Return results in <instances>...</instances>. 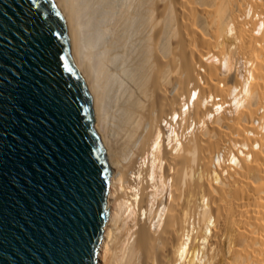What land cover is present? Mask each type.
Wrapping results in <instances>:
<instances>
[{
  "label": "bare ground",
  "instance_id": "obj_1",
  "mask_svg": "<svg viewBox=\"0 0 264 264\" xmlns=\"http://www.w3.org/2000/svg\"><path fill=\"white\" fill-rule=\"evenodd\" d=\"M109 154L99 264H264V0H54Z\"/></svg>",
  "mask_w": 264,
  "mask_h": 264
},
{
  "label": "water",
  "instance_id": "obj_2",
  "mask_svg": "<svg viewBox=\"0 0 264 264\" xmlns=\"http://www.w3.org/2000/svg\"><path fill=\"white\" fill-rule=\"evenodd\" d=\"M112 165L54 0H0V264H99Z\"/></svg>",
  "mask_w": 264,
  "mask_h": 264
}]
</instances>
